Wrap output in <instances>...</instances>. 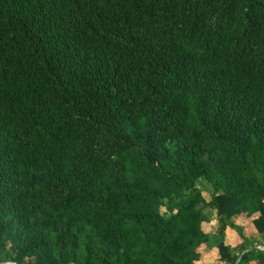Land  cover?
<instances>
[{
	"label": "trees",
	"instance_id": "trees-1",
	"mask_svg": "<svg viewBox=\"0 0 264 264\" xmlns=\"http://www.w3.org/2000/svg\"><path fill=\"white\" fill-rule=\"evenodd\" d=\"M205 207L264 233V0H0V259L194 264Z\"/></svg>",
	"mask_w": 264,
	"mask_h": 264
},
{
	"label": "crops",
	"instance_id": "crops-1",
	"mask_svg": "<svg viewBox=\"0 0 264 264\" xmlns=\"http://www.w3.org/2000/svg\"><path fill=\"white\" fill-rule=\"evenodd\" d=\"M205 198L210 200L211 195L210 198H207V196H205ZM257 215L258 214L248 216L246 213H241L232 218L234 223L236 222L235 224L240 225L244 229L243 236L232 227H227L224 232H221L224 233L222 238H225L222 241L228 246L229 251L233 255L238 256V260L235 264H264V255H262L264 254V233H259L253 222V219L257 217ZM219 223L220 220L217 211L210 217H206L205 214L202 227L204 231L209 234L210 239L199 247L200 258L196 260L194 264H228L227 261L222 259L218 247L219 243L222 241H219L218 244L211 243V237L214 236L215 232H219ZM251 251H255V255L249 257L245 261H241L244 254Z\"/></svg>",
	"mask_w": 264,
	"mask_h": 264
},
{
	"label": "rangeland",
	"instance_id": "rangeland-1",
	"mask_svg": "<svg viewBox=\"0 0 264 264\" xmlns=\"http://www.w3.org/2000/svg\"><path fill=\"white\" fill-rule=\"evenodd\" d=\"M203 184V186H205L204 188V191L205 192H203V194H205V196H207V198H210V191H209V189H208V185H207V183H202ZM161 211L165 214V215H168L169 214V212L167 211V209L165 208V207H162L161 208ZM204 212H205V214H206V217H210V216H212L215 212H216V210L213 208V207H206L205 208V210H204ZM232 223H234V221H233V219L231 218V220H230ZM236 223V222H235ZM234 223V224H235ZM220 224H221V222L219 223V226H218V228L220 227ZM235 228H233L231 225H228L227 227H232L236 232H238V233H240L241 231L242 232H244V229L240 226V225H237V224H235ZM222 232H224V231H222ZM260 233V232H259ZM258 233V234H259ZM224 235V233H221V232H215L214 233V236H212L211 237V243H215V244H218V242L219 241H222V240H224L225 238L223 237L222 238V236ZM260 235V234H259Z\"/></svg>",
	"mask_w": 264,
	"mask_h": 264
},
{
	"label": "water",
	"instance_id": "water-1",
	"mask_svg": "<svg viewBox=\"0 0 264 264\" xmlns=\"http://www.w3.org/2000/svg\"><path fill=\"white\" fill-rule=\"evenodd\" d=\"M2 247V243L0 242V248ZM0 264H18L17 261L13 260L12 258H9L7 260H1Z\"/></svg>",
	"mask_w": 264,
	"mask_h": 264
}]
</instances>
